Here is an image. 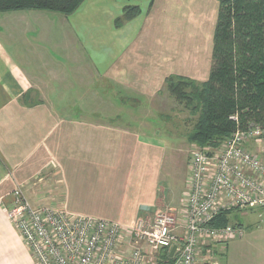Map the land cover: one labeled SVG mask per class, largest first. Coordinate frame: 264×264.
<instances>
[{"label": "crops", "instance_id": "obj_1", "mask_svg": "<svg viewBox=\"0 0 264 264\" xmlns=\"http://www.w3.org/2000/svg\"><path fill=\"white\" fill-rule=\"evenodd\" d=\"M130 5L140 6L141 14L115 27V19ZM94 6H99L95 28L100 36L92 44L96 50L107 46L111 57H93L100 73L91 74L92 90L80 91L74 99L66 93L73 92L65 72L67 58L56 60L53 55L51 33L59 15L36 9L0 12V264H32L6 212L19 185L34 205L66 208L71 214L129 227L155 213L161 187L167 188L160 179L164 140L132 129L148 128L135 120L137 105L143 103L137 97L151 100L170 75L200 79L199 62L185 65L178 49L188 47L168 33L163 10L154 0H85L75 13L60 18L81 21ZM93 32L91 28L88 33ZM210 52L212 58V47ZM123 66L131 69L118 71ZM210 67L211 59L208 72ZM80 75L78 81L90 80L88 73ZM133 79L142 83L137 86ZM108 83L123 89L124 97ZM108 95L110 100H105ZM123 111L128 112L125 119L119 114ZM187 173L188 158L186 188ZM185 191L182 197L170 193L176 201L172 209L184 207ZM226 256L224 252L222 264Z\"/></svg>", "mask_w": 264, "mask_h": 264}, {"label": "built area", "instance_id": "obj_2", "mask_svg": "<svg viewBox=\"0 0 264 264\" xmlns=\"http://www.w3.org/2000/svg\"><path fill=\"white\" fill-rule=\"evenodd\" d=\"M219 148L192 145L186 201L181 210L159 206L129 227L66 208L34 205L17 187L7 216L21 234L32 264H219L207 249L243 236L242 225L215 227L220 213L261 209L264 218V127L240 126ZM177 246L171 255L172 248Z\"/></svg>", "mask_w": 264, "mask_h": 264}, {"label": "rangeland", "instance_id": "obj_3", "mask_svg": "<svg viewBox=\"0 0 264 264\" xmlns=\"http://www.w3.org/2000/svg\"><path fill=\"white\" fill-rule=\"evenodd\" d=\"M157 6L162 8L164 25L169 34H174L178 42H182L188 48L178 49L183 51L185 65L194 64L196 59L199 62L198 72L202 74L197 81H205L208 78L209 61L211 59L210 47L213 46V29L217 20L219 7L218 0H154ZM99 6H94L85 19L74 22L71 18L61 19L59 13L53 12L57 18L55 20L56 28L51 33V40L54 39L55 50L54 58L62 60L67 58L65 63V72L72 80L73 92L67 91V97L75 98L80 91H91V74L98 75L100 72L96 68L93 57L110 59V51L107 46L98 50L92 44V38H99V28L95 24L99 22V13L96 11ZM14 13V12H12ZM49 13V12H46ZM51 13V12H50ZM94 32L89 35L90 29ZM96 29V32H95ZM53 36V38H52ZM84 46L86 48H84ZM67 47V48H66ZM102 64L101 61H99ZM104 66V65H103ZM139 67V62L137 64ZM119 67L118 71H128L130 67ZM133 67V66H132ZM137 67V68H138ZM134 71V69H133ZM79 73V74H78ZM88 73V82L78 81L76 78L80 74ZM198 75V74H197ZM94 80V79H92ZM100 80H98V83ZM131 83L138 86L142 81L130 80ZM146 82V81H145ZM113 90H119L124 97L126 93L123 89L113 83H108ZM77 90V91H76ZM57 94V92H55ZM62 95H60L61 97ZM80 98V96H79ZM143 103L139 112H134L135 120H142L148 128L136 127L134 122L133 130L144 131L150 139H163L165 142V154L161 164V181L163 186L159 194L158 204L162 207L164 204L175 205L173 197L183 196L186 189L183 176L185 174L186 161L189 157V151L192 149L188 138L192 132L198 114H193L183 102H178L173 98L164 83L158 95L151 100L144 97H137ZM110 100V95L105 96V100ZM127 98H125V101ZM110 104V105H109ZM108 106L111 107L109 102ZM75 105V104H73ZM129 107L121 105V108ZM75 113L73 109V114ZM117 113V112H116ZM118 114V113H117ZM127 118V111L119 113ZM121 119H123L121 117ZM113 122L119 123V119L111 118ZM133 120V119H132ZM128 121V119L126 120ZM127 124V123H121ZM185 186V187H184ZM18 187L21 188L19 185ZM24 189V187H22ZM171 192H170V191ZM172 194V196L170 195ZM165 195V197H164ZM173 204V205H172ZM261 209L245 208L233 210L230 214V224L242 225L244 227L243 236H237L223 243H214L210 248L203 246L201 257L205 256L207 249L216 250L212 254L222 264L223 254H227L225 264H264V218L259 217Z\"/></svg>", "mask_w": 264, "mask_h": 264}, {"label": "trees", "instance_id": "obj_4", "mask_svg": "<svg viewBox=\"0 0 264 264\" xmlns=\"http://www.w3.org/2000/svg\"><path fill=\"white\" fill-rule=\"evenodd\" d=\"M85 0H0V12L36 9L62 15L75 13ZM209 76L205 81L170 75L169 94L198 114L189 142L204 149L219 148L240 126L264 127V0H218ZM137 5L123 8L115 21L121 27L141 14ZM232 211L210 223L227 226Z\"/></svg>", "mask_w": 264, "mask_h": 264}, {"label": "water", "instance_id": "obj_5", "mask_svg": "<svg viewBox=\"0 0 264 264\" xmlns=\"http://www.w3.org/2000/svg\"><path fill=\"white\" fill-rule=\"evenodd\" d=\"M176 248H177V246H174V247L172 248L171 255L174 253V251L176 250Z\"/></svg>", "mask_w": 264, "mask_h": 264}]
</instances>
